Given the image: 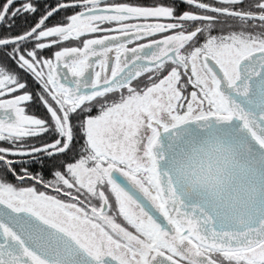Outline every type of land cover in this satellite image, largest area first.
Returning a JSON list of instances; mask_svg holds the SVG:
<instances>
[{
    "label": "snow or ice",
    "instance_id": "snow-or-ice-1",
    "mask_svg": "<svg viewBox=\"0 0 264 264\" xmlns=\"http://www.w3.org/2000/svg\"><path fill=\"white\" fill-rule=\"evenodd\" d=\"M37 13L0 36L47 113L0 63V264H264V0H4L0 25Z\"/></svg>",
    "mask_w": 264,
    "mask_h": 264
},
{
    "label": "trees",
    "instance_id": "trees-1",
    "mask_svg": "<svg viewBox=\"0 0 264 264\" xmlns=\"http://www.w3.org/2000/svg\"><path fill=\"white\" fill-rule=\"evenodd\" d=\"M151 1H153V0H123L122 2L151 4L150 3ZM37 2L41 5H43L44 8L46 9L48 7H52V6L56 5L57 0H37ZM2 3H3V0H0V4H2ZM64 15H65V10H61L59 12V14L54 15V17L50 18L49 21H47L46 23L47 24L51 23V25H53L54 22H61L62 20H64V19H61ZM38 19H39V13L32 15V16H27V18H25V17L18 18L16 20L15 26L11 30H8L6 28V26L0 25V36L21 34V32L28 30L32 26V24H34ZM100 34L101 33H97L95 35L97 36ZM0 49H2V48H0ZM3 50L8 51L9 46L7 49H3ZM46 55H47V53H46Z\"/></svg>",
    "mask_w": 264,
    "mask_h": 264
},
{
    "label": "flooded vegetation",
    "instance_id": "flooded-vegetation-1",
    "mask_svg": "<svg viewBox=\"0 0 264 264\" xmlns=\"http://www.w3.org/2000/svg\"><path fill=\"white\" fill-rule=\"evenodd\" d=\"M58 1V0H57ZM123 0H106V2H122ZM63 2H70V1H63ZM140 4H143V3H140ZM183 10V9H182ZM71 11H74V10H69V14L71 13ZM65 18V15L61 18V19H64ZM58 22H54V24H56ZM49 26H51V23L48 24ZM225 30H230L228 29L227 27L225 28ZM23 33V32H21ZM104 34H112L114 35L115 33H101L100 35H104ZM214 34H219L218 32L217 33H214ZM93 36H96L95 34H93ZM99 36V35H97ZM140 42H146V41H140ZM34 43L35 42H31L30 46H28V48H25V49H28V50H31V48L34 46ZM73 44L75 42H72ZM24 44L21 45V47H23ZM134 45H129V47H132ZM58 50V46H54L52 49H44V50H38L40 51V54L45 57V58H51L52 55H53V52ZM47 53V55H46ZM61 75H63V73H61ZM28 80H26L27 82V85H28V90L33 92V93H36V91L34 90V87L36 85L40 86L35 80L33 81L32 79H29L27 77ZM30 82H34V87L31 88V85H30ZM46 111V110H45ZM47 116V113L45 112V117ZM2 143V142H0ZM77 151H79V146H77ZM15 159H19V158H15ZM28 159V158H26ZM53 161L46 158V157H42L40 160H38L37 162L35 163H30L28 165V167L30 168L31 171L33 172H40L41 174H43L45 176L46 179H52V176L50 175V169H52V166H53Z\"/></svg>",
    "mask_w": 264,
    "mask_h": 264
},
{
    "label": "rangeland",
    "instance_id": "rangeland-1",
    "mask_svg": "<svg viewBox=\"0 0 264 264\" xmlns=\"http://www.w3.org/2000/svg\"><path fill=\"white\" fill-rule=\"evenodd\" d=\"M63 1H72V0H59V2H63ZM3 2H4V0H3ZM150 3H153V1H151ZM31 42H34V41H30L28 43H25L23 45V48H28V46H30ZM11 47L12 46H9V50L8 51L3 50V49H0V63L10 64L14 69H16L17 71L20 72V74L24 78V81L25 82H27L26 80H28L27 77L29 79H32L34 81V78H32L30 76V74L24 73L23 70H19L16 67L15 62L14 61H11V58L6 56V53L9 52V51H11ZM33 84H34V82H30L31 88L34 87ZM34 90L36 91V93H33L32 92L33 93V96H34V100L32 102L31 107L29 108V114H34V115H37L38 117L44 118L45 117V112H46L45 110L46 109L43 107L42 103H40V101L38 100V94L42 91V89H41L40 86L36 85L34 87Z\"/></svg>",
    "mask_w": 264,
    "mask_h": 264
},
{
    "label": "water",
    "instance_id": "water-1",
    "mask_svg": "<svg viewBox=\"0 0 264 264\" xmlns=\"http://www.w3.org/2000/svg\"><path fill=\"white\" fill-rule=\"evenodd\" d=\"M69 3H71V2H69ZM34 25V24H33Z\"/></svg>",
    "mask_w": 264,
    "mask_h": 264
}]
</instances>
